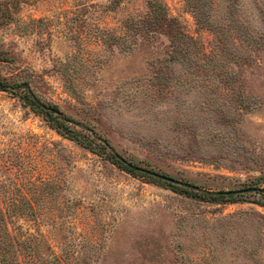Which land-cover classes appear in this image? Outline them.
<instances>
[{
	"label": "rangeland",
	"instance_id": "rangeland-1",
	"mask_svg": "<svg viewBox=\"0 0 264 264\" xmlns=\"http://www.w3.org/2000/svg\"><path fill=\"white\" fill-rule=\"evenodd\" d=\"M0 74L138 168L255 189L180 196L0 92V209L46 261L264 264V0H0Z\"/></svg>",
	"mask_w": 264,
	"mask_h": 264
},
{
	"label": "trees",
	"instance_id": "trees-1",
	"mask_svg": "<svg viewBox=\"0 0 264 264\" xmlns=\"http://www.w3.org/2000/svg\"><path fill=\"white\" fill-rule=\"evenodd\" d=\"M0 92H7L15 96L22 106L42 117L60 136L80 145L129 175L145 177L151 182L167 186L175 194L205 203L232 204L245 194L240 193L241 190L206 191L187 182H179L160 175L158 177L155 176L157 174L154 175L150 171L136 167L116 153L106 140L98 137L90 128L64 116L58 106L42 101L26 81L8 80L2 78L0 74ZM164 178H168V180ZM256 192L259 193L258 190ZM260 206L264 207V201ZM9 226L8 218H5V214L0 209V264H63L61 259L54 255L46 261L39 251L41 245L46 244L43 239L35 235L26 236L19 232L12 233Z\"/></svg>",
	"mask_w": 264,
	"mask_h": 264
},
{
	"label": "water",
	"instance_id": "water-1",
	"mask_svg": "<svg viewBox=\"0 0 264 264\" xmlns=\"http://www.w3.org/2000/svg\"><path fill=\"white\" fill-rule=\"evenodd\" d=\"M155 175V174H154ZM155 176H158V175H155ZM159 177V176H158ZM165 180H168V178H164ZM254 191L253 189H246V190H242L240 191V193H248V192H252Z\"/></svg>",
	"mask_w": 264,
	"mask_h": 264
}]
</instances>
